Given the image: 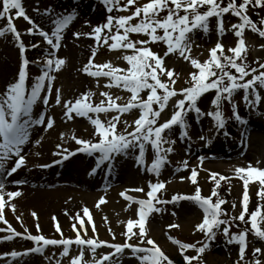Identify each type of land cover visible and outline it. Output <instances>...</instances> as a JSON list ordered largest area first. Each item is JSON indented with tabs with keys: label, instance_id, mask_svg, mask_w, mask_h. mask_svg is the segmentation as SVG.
Returning <instances> with one entry per match:
<instances>
[{
	"label": "snow or ice",
	"instance_id": "6c2138e0",
	"mask_svg": "<svg viewBox=\"0 0 264 264\" xmlns=\"http://www.w3.org/2000/svg\"><path fill=\"white\" fill-rule=\"evenodd\" d=\"M106 10L104 21L89 25V32H73V36L91 37L99 48L107 46L109 50H131L132 54H126L122 58L126 61L127 67L115 66L111 61L104 63H94L96 51L93 50L86 64L79 70L90 77L96 78L97 84L101 78H105L107 89H123L130 93L127 102L121 104L122 99L115 96L110 91L100 92L102 99L94 103L92 98L95 93L88 91L79 95L74 100L69 99L63 102L64 115L71 120L75 116L86 117L94 126L95 139H83L73 136V140L80 146L78 152H84L95 156L100 154L96 160V168L106 161L111 162L120 155H135V162L138 165H145L146 151L150 147L153 150V159L147 166V171L154 173L157 178L165 164L169 163L168 154L174 152L175 141L166 135L174 126L179 125L183 130L181 136L188 137L187 115L194 112L196 117H211L215 121L217 129L226 126L227 119L234 118L241 124L245 121L237 111L234 102L235 94L242 90V99L246 104L255 108L264 101V63H259V67H252L247 60V45L244 38L246 29L264 38V17L259 21L252 20L249 15L251 9L264 10V0H146L143 4H137L136 0H102ZM130 14H119L129 12ZM39 12V9H33ZM116 15H113V12ZM231 13L239 19L238 23H232L231 29L234 37L237 38L235 46L229 47L225 52V46L218 39L215 46L209 49V58L201 62L191 55L192 34L201 30L204 33L210 31V18L215 17L218 36L222 37L228 31L224 26V17ZM75 10L67 12H57L52 7H47L43 11V17L47 19L49 29L33 20L23 5V0H0V20L6 21L5 26H0V38L11 36L15 41L20 55V64L13 80L8 82L0 91V221L7 225V228L0 227V242L13 241L17 237L34 241L35 246L26 251L5 252L4 256H11L13 259L41 253L48 246H64L61 256H68L69 251L75 245L79 249V254L69 260V264H122V257L126 250H130L131 258H135L138 264H174V261L165 253L154 238H150L147 224L149 217L153 213L164 211L157 205L174 204L181 200L193 201L203 210L202 220L195 225L196 231L204 234V241H197L194 244L182 243L174 237H169L174 243L180 246L181 254L185 264H193L201 260L202 254L209 248L215 240L217 233L221 231L227 238L228 243L239 244V260L236 264H264L260 259L264 251L257 247L253 250L252 260H246V249L248 247L247 237L252 232L258 239L264 240V169L253 167L237 168L236 174L244 181L245 192L242 201V212L237 217L229 214L223 207L228 203L220 196L221 181L230 179L220 176L218 173L212 174V179L216 180L215 189L210 196H203L201 189L197 188L195 195H175L171 200L162 199L159 193L166 188V183L157 179L155 183L148 181V191L146 199H135L121 193L130 202L139 205L137 218L128 219L126 231L122 234L125 237L124 243L117 241L115 232L112 234V242L100 240L96 232V224L93 214L88 208H84V216L76 213L72 217V228L76 232V238L54 239L48 238L41 230L40 234L31 233L30 229L25 232L18 231L6 218L5 209L10 202L22 193L20 191H6V179L17 173L19 169L26 166V154L23 149L29 142V129L32 125H45L51 129L54 119L51 115L41 111L33 118V106L39 102L43 105L49 104L50 96L55 90V104H62V92L59 88L54 89V82L62 67L66 64V59L59 57L57 52L61 47L65 29L74 19ZM23 18L29 27L25 32L18 29L16 20ZM138 22H133L137 21ZM88 24V21H84ZM143 34V39L133 40L130 34ZM39 36L47 45L44 49L46 55L30 59L27 55L29 48H40V43L27 45L24 36ZM163 42L166 51L163 55L152 50L151 45ZM261 47H264L262 45ZM170 54H178L184 60L189 61L194 68L190 74L189 86L177 90L175 69L166 66L165 58ZM31 65H41L39 74L30 82ZM234 70V71H233ZM163 77H166L165 82ZM248 77H251L250 79ZM162 90V91H161ZM214 98L210 104L214 110L203 111L198 105V101L205 94L213 92ZM42 92L44 95L42 96ZM147 93L146 98L142 93ZM174 97H182L172 105L170 118L160 122L161 114L169 107V102ZM227 101L232 104V117L226 118L223 112V104ZM138 110V116L132 123L127 120L122 121V116ZM112 114L111 119L104 121L101 114ZM123 122L124 130L120 131L119 126ZM131 129V130H129ZM201 140L205 137L200 136ZM37 144L40 140L36 141ZM167 145V147H166ZM61 150L55 153L62 157L54 161V164H62L76 152H68L63 145L58 146ZM68 152L66 155L65 153ZM199 159H203L200 157ZM11 162V166L8 164ZM183 167H188V162L183 161ZM54 164H46L41 167H53ZM111 167L109 163V168ZM219 177V179H217ZM186 177H181V181ZM190 179L193 184L198 183V172L195 168L191 170ZM254 181H259L261 188L258 193L260 205L255 212H249L250 196L248 185ZM13 184H21L23 181L13 180ZM136 192H143V188L134 189ZM7 197V200H6ZM106 201L101 197L96 207ZM233 204V209H235ZM11 210L16 211V205L10 204ZM131 207V203L128 205ZM127 210V209H126ZM67 214V213H66ZM32 215L38 220V214ZM172 215H175L173 212ZM250 216V220L246 217ZM85 217L92 222L95 238H86L88 227L85 224ZM55 220V228L60 236L65 233L61 228L58 218ZM107 217L105 220L107 221ZM243 222L245 227L239 233H232L233 222ZM20 223H24L21 219ZM121 223H125L121 221ZM251 224V228L247 227ZM77 224L80 227H77ZM223 226V227H222ZM238 226V225H237ZM40 225L37 223V228ZM179 224L173 223L168 226L169 230L178 229ZM138 240L139 243L133 241ZM198 245H200L198 247ZM107 247L112 249L99 258H96L97 249ZM90 249L93 254L92 261L84 259L85 249ZM188 249H194L196 256L184 255ZM57 264H60L57 261Z\"/></svg>",
	"mask_w": 264,
	"mask_h": 264
},
{
	"label": "rangeland",
	"instance_id": "374dc122",
	"mask_svg": "<svg viewBox=\"0 0 264 264\" xmlns=\"http://www.w3.org/2000/svg\"><path fill=\"white\" fill-rule=\"evenodd\" d=\"M146 0H136L137 4H143ZM23 5L26 8L27 14L36 22L40 23L45 30L49 29V24L46 18L43 17V11L47 7L54 8L57 12H67L75 10V17L69 23L64 31L61 47L58 49V56L66 59V64L62 69L56 73V80L54 82V89L59 88L62 92V104H55V90H53L48 105H43L41 102L33 108V118L37 114L44 111L51 115L54 119V125L51 129L45 125H32L29 129V142L26 143L23 152L26 154V166L17 173H14L10 181H23L22 185L17 186L11 183L20 191L22 195L10 202L16 205V211L11 210L10 204L6 218L12 226L18 231L25 232L30 229L32 234L38 235L41 230L48 238L64 239L76 238V232L72 228V217L76 213L84 216L83 209L86 207L91 210L93 220L96 224V232L100 240L112 242V234L109 231L116 233L117 241L119 243L125 242V237L122 235L126 231V222L128 219L137 218V211L139 205L130 202L122 196L124 192L126 196H132L135 199H146V193L149 190L147 182L155 183L157 179L166 183V188L162 190L159 195L162 199H171L173 196L179 195H195L197 188L201 189L202 195L210 196L215 189L216 180L212 179L213 173H218L220 176L229 177L221 181V188H225L228 196V205L223 207L227 210L229 217L236 215L237 217L242 212V201L245 192L244 181L236 174V169L240 167H248L249 164L253 167L264 169V109L262 105L261 117L254 114L252 110L250 120L243 126L241 136L233 137L227 141L225 145L222 137H219L215 126V121L208 116H201L197 121L188 127V137L181 136L183 131L179 125L173 127L166 135L175 141L174 152L168 154V159L172 166L168 165L166 170H161L159 177L154 173L147 171V166L151 164L153 159V150L149 147L146 151L145 165L136 164L133 159L117 158L115 168L112 170L109 180H104L103 170L92 174L91 169L94 166V159L98 158L100 154L95 156L87 153L70 156V160H65L62 164L53 167H41L46 164H54V161L61 159L55 155L61 149L58 147L63 145L68 152H75L80 146L73 140V136L83 139H95L94 126L86 117L75 116L69 120L64 115L63 102L69 99L74 100L79 95L91 91L95 93L92 98L94 103H99L102 97L100 92L110 91L115 96H120L122 99L118 101L123 104L127 102L130 93L123 89H107L104 85L107 83L105 78L99 80L97 84L96 78L90 77L87 74L80 72L84 64L87 63L91 52L96 51L94 63H104L111 61L115 66L126 68L128 65L122 58L126 54H132L131 50L125 52L124 50H109L107 46H100L97 48L94 39L91 37L81 36L76 38L73 32H89V25H96L105 19L106 10L102 4V0H79L73 3L71 0H23ZM39 9V12H34L33 9ZM134 8L129 12L119 14H130ZM254 10L250 8L249 15L251 16ZM259 12V11H258ZM262 13V11L260 12ZM117 13L114 11L113 15ZM87 20L88 24L84 21ZM138 22L137 21H133ZM239 19L228 13L224 17V26L228 30L222 37L218 36L216 30V18L210 20V31L204 33L203 31H196L192 35V49L191 55L198 58L201 62L209 58V49L214 47L217 40L225 46V52L229 47L235 46L237 38L234 37L231 29L232 23H238ZM19 30L25 32L29 27L23 18L16 20ZM6 21L0 20V26H5ZM133 40L143 39V34H130ZM25 43L30 45L32 43H40V48H29L27 53L30 59H35L46 55L44 49L47 45L37 35L35 37L25 35ZM244 38L247 45L248 53L251 55L249 64L252 67H259V63H264V38L260 37L258 33L246 29ZM152 50L163 55L167 50L163 42H157L151 45ZM20 55L18 47L11 36L0 38V91L4 86L13 80L17 73L20 64ZM259 62V63H258ZM166 66L170 69H175L176 75V89L180 90L189 86L190 74L194 71L193 66L189 61L184 60L178 54H170L165 58ZM41 65H31L30 82L39 74ZM249 79L251 77H248ZM162 79L167 82L166 77ZM162 91V90H161ZM214 91L205 94L198 101V105L205 112L214 110L210 104L214 98ZM42 96L44 93L42 92ZM146 98L147 93H142ZM242 90L235 94L234 102L237 108L245 105L246 102L242 99ZM264 96V92H262ZM182 97H174L169 102V107L161 114L160 122L170 118L172 113V105L176 100ZM223 112L226 118L232 117V104L225 101L223 104ZM112 114H101L100 118L104 121L111 119ZM138 116V110H133L131 113H126L122 116V121L127 120L132 123ZM229 120V119H228ZM179 127V128H178ZM119 130H124L123 122L119 126ZM131 130V129H129ZM205 137L201 140L199 137ZM40 140L37 144L36 141ZM191 152L188 151L189 147ZM167 147V145H166ZM243 148V149H242ZM68 152L65 154L67 155ZM203 157V159H199ZM129 160V161H128ZM67 161V162H66ZM183 161L188 162V167H183ZM8 166H11L9 162ZM195 168L198 172V183L193 184L190 179L191 170ZM102 169V168H101ZM181 177H186L181 181ZM108 179V178H107ZM219 179V177H217ZM33 181V185L27 184ZM37 183V185H36ZM143 188V192H136L134 189ZM261 185L259 181H254L248 185V192L250 196L249 211L255 212L261 201L258 195ZM45 192L41 195V193ZM226 196V195H225ZM101 197H104L105 203L101 204L99 208L96 207ZM7 199V197H6ZM131 203V207L128 205ZM255 203L257 206H255ZM235 204V209H233ZM162 207L164 211L160 213H153L149 217L147 228L149 230L150 238H154L165 253L174 261V264H185L183 255L181 254L180 246L170 240L169 237H174L182 243L194 244L197 241H204L206 238L203 233L196 231L195 225L203 218V210L193 201L181 200L176 206L174 204L157 205ZM170 207V208H169ZM127 209V210H126ZM33 212L38 214L39 219L32 215ZM175 215H172V213ZM67 213V214H66ZM58 218L65 235L60 236L55 228V220ZM107 217V221L105 220ZM24 223H20V220ZM250 220V216L246 217ZM124 221L125 223H121ZM37 223L40 227L37 228ZM90 221L85 217V224L88 227L86 238H95L96 232H93ZM179 224L178 229L169 230L170 224ZM238 225V226H237ZM0 227L7 228V225L0 221ZM77 227L80 225L77 224ZM223 227V226H222ZM245 227L243 222H233L231 228L232 233H239ZM247 227L251 228L249 223ZM217 236L213 243H219L214 248H209L202 254L199 264H236L239 260L238 247L235 249L229 248L232 243H228L227 238L223 235ZM4 233H0L3 237ZM248 247L246 249V260H252L253 250L257 247L264 251V240L258 239L252 232L249 233ZM139 243L138 240L133 241ZM235 242H233L234 244ZM35 246L34 241L17 237L13 241L0 242V264H69L71 257L79 254V249L73 245L69 251L68 256H61L64 246H48L41 253H32L31 255L20 257L12 260L11 256H4L5 252L10 251H26ZM200 245H198L199 247ZM112 249L107 247L97 249L95 256L99 258ZM184 255L196 256L197 252L194 249H188ZM131 256L130 250H126L122 259V264H138L135 258ZM264 260V255L260 256ZM84 259L92 261L93 254L90 249H85ZM197 264V262H193ZM243 264V262H241Z\"/></svg>",
	"mask_w": 264,
	"mask_h": 264
},
{
	"label": "trees",
	"instance_id": "16d2710c",
	"mask_svg": "<svg viewBox=\"0 0 264 264\" xmlns=\"http://www.w3.org/2000/svg\"><path fill=\"white\" fill-rule=\"evenodd\" d=\"M242 118L245 119L246 115L244 113L241 114ZM241 123L239 121H236L234 118L227 120L226 122V126L224 127L225 131H227V133H235L237 132L240 128ZM226 195V196H225ZM220 196L222 198H224L226 201L228 200V196H227V192H225V188H222V190L220 191ZM228 205V204H226ZM255 206H257V204L255 203ZM215 243H211V247H214ZM235 248V247H233Z\"/></svg>",
	"mask_w": 264,
	"mask_h": 264
},
{
	"label": "bare ground",
	"instance_id": "6f19581e",
	"mask_svg": "<svg viewBox=\"0 0 264 264\" xmlns=\"http://www.w3.org/2000/svg\"><path fill=\"white\" fill-rule=\"evenodd\" d=\"M5 182H6V181H5ZM44 193H45V192L41 193V195L44 194Z\"/></svg>",
	"mask_w": 264,
	"mask_h": 264
}]
</instances>
